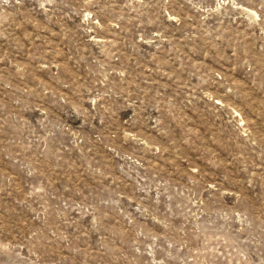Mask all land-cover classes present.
Returning a JSON list of instances; mask_svg holds the SVG:
<instances>
[{"label":"rangeland","instance_id":"374dc122","mask_svg":"<svg viewBox=\"0 0 264 264\" xmlns=\"http://www.w3.org/2000/svg\"><path fill=\"white\" fill-rule=\"evenodd\" d=\"M0 264H264V0H0Z\"/></svg>","mask_w":264,"mask_h":264}]
</instances>
